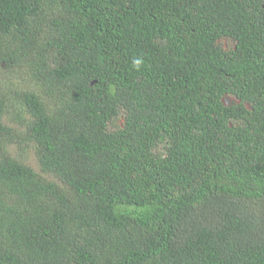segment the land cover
Here are the masks:
<instances>
[{
  "label": "trees",
  "instance_id": "obj_1",
  "mask_svg": "<svg viewBox=\"0 0 264 264\" xmlns=\"http://www.w3.org/2000/svg\"><path fill=\"white\" fill-rule=\"evenodd\" d=\"M19 74L0 264H264V0H0Z\"/></svg>",
  "mask_w": 264,
  "mask_h": 264
},
{
  "label": "rangeland",
  "instance_id": "obj_2",
  "mask_svg": "<svg viewBox=\"0 0 264 264\" xmlns=\"http://www.w3.org/2000/svg\"><path fill=\"white\" fill-rule=\"evenodd\" d=\"M25 78L23 75L19 74L18 76L15 75V76H11V77H8L6 79H2V81H4V83H2L0 81V87H5V88H9L11 87V85H9V83H12V88H13V91H19L20 88L22 87L21 86V82L24 81ZM11 117V116H10ZM12 119V118H11ZM13 120V119H12ZM11 126H15V124L11 121L10 123ZM11 152L13 153V155L15 157H17L19 160H23L25 162L26 160V163L29 164L30 166H32L33 168L39 170L38 168V164H37V161L34 157V152L32 150H30L26 156H23L24 154H22L21 152H18V150L14 147V148H11Z\"/></svg>",
  "mask_w": 264,
  "mask_h": 264
},
{
  "label": "clouds",
  "instance_id": "obj_3",
  "mask_svg": "<svg viewBox=\"0 0 264 264\" xmlns=\"http://www.w3.org/2000/svg\"><path fill=\"white\" fill-rule=\"evenodd\" d=\"M136 64H139V61H136Z\"/></svg>",
  "mask_w": 264,
  "mask_h": 264
}]
</instances>
